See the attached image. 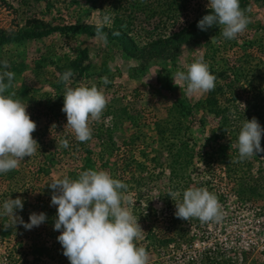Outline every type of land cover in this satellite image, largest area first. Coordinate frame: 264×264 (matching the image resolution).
Masks as SVG:
<instances>
[{
	"label": "rangeland",
	"instance_id": "374dc122",
	"mask_svg": "<svg viewBox=\"0 0 264 264\" xmlns=\"http://www.w3.org/2000/svg\"><path fill=\"white\" fill-rule=\"evenodd\" d=\"M207 4L208 0H0V32L9 35L24 29L30 21L39 22L46 29L96 26L98 18L109 14L113 18L109 28L116 27V16L132 22L123 28L142 48L157 51L153 45L158 40L176 34L184 36L181 44L147 62L130 55L112 38L107 37L105 43L96 34L73 33L69 27L67 34L53 33L47 38L0 46V62L7 59L11 65L8 70L15 73L10 91L28 103L27 110L37 123L33 137L40 145L39 151L20 161L18 168L0 174V208L9 197H22L24 208L16 214L25 222H29L32 212L47 214L46 222L31 230L19 223L14 227L11 216H0V223L5 220L12 227L9 236L0 232V264H70L57 239L60 232L54 230L57 207L51 205L53 190L48 184L88 169L107 170L129 186L125 193L130 201L127 206L145 231L138 244L150 254L148 264H211L212 260L217 264H264V214L260 210L264 201L239 204L230 191L232 186L225 171L217 163L209 164V158L201 153L219 151L217 143L205 146V139L210 136L209 132L203 133L199 121L205 106L199 108L195 118H186L187 129L182 130L186 136H179L189 143L188 149L194 154L185 178L174 176L170 167L175 146L179 147L176 140L139 136L141 139L132 143L131 135L140 131L150 135V126L166 120L168 109L176 100L186 99L196 107L208 98L209 92L187 94L186 82L176 79L175 84L173 76L186 71L195 58H205L210 43L216 50L210 61L212 70L225 68L230 59L246 75L264 73V0H251L249 4L240 0L242 9L252 8L248 14L251 23L233 40L225 39L218 26L207 31L197 27L209 11ZM68 69L74 73L70 78L72 87L96 84L104 89L108 99L101 118L91 124L92 138L83 142L90 154L80 145L74 149L79 142L64 127L67 117L62 112L64 84L60 76ZM104 76L111 82L103 84ZM124 108L139 118L141 128L130 119L119 117H123ZM207 121L210 129L217 130L219 119L215 115L209 114ZM53 124L56 127L52 128ZM226 137L219 142L224 144L232 136ZM65 139L69 141L68 148L62 147ZM261 147L264 148V136ZM88 157L93 163L89 166L85 165ZM133 160L143 162V169ZM126 161L131 166L124 172ZM41 168H48L47 173H42ZM140 178L145 179L139 184ZM197 180L224 195L219 202L223 212L219 221L202 223L197 218L185 221L176 217L169 191H179L182 200V192L195 187ZM176 218L179 224L172 227ZM151 229L160 240L171 231L184 236L175 237L170 246L162 247L146 239Z\"/></svg>",
	"mask_w": 264,
	"mask_h": 264
},
{
	"label": "clouds",
	"instance_id": "9594fccd",
	"mask_svg": "<svg viewBox=\"0 0 264 264\" xmlns=\"http://www.w3.org/2000/svg\"><path fill=\"white\" fill-rule=\"evenodd\" d=\"M207 8L210 14L204 15L197 27L207 31L218 26L220 34L227 40L237 39L251 23L248 14L252 8L242 9L240 0H208ZM112 23L113 18L109 14L97 20L96 36L105 43L107 36L102 29L111 27ZM10 67L7 59L0 62V174L18 168L20 161L25 157L31 158L40 148L33 137L37 123L27 110L28 103L17 98L15 91H10L15 77V73L8 70ZM73 75V71L68 69L60 76V82L64 84L62 112L67 117L64 127L83 143L92 138L91 124L101 118L108 99L104 89L96 84L81 83L72 87L70 78ZM176 79L186 82V93L190 95L214 90L217 77L201 55L187 66L186 71L175 73V84ZM110 82L107 76L102 77L103 84ZM262 136L264 127L258 119H246L238 133L237 144L232 145L238 148V156L231 162H243L264 153ZM62 147H69L67 139L62 141ZM48 186L53 190L51 205L57 207L54 230L60 232L57 239L70 264H148L150 254L138 244L145 231L127 206L130 201L125 195L129 188L126 183L114 178L107 170L88 169L80 172L76 179L64 176ZM168 196L175 202L176 217L185 221L192 218L202 223L219 221L223 216L217 195L206 187L185 189L182 200L179 191L170 190ZM23 208L22 197H9L0 208V216L13 217L14 227L19 223L27 230L46 222L45 212H32L29 222H25L16 214Z\"/></svg>",
	"mask_w": 264,
	"mask_h": 264
},
{
	"label": "trees",
	"instance_id": "16d2710c",
	"mask_svg": "<svg viewBox=\"0 0 264 264\" xmlns=\"http://www.w3.org/2000/svg\"><path fill=\"white\" fill-rule=\"evenodd\" d=\"M251 0H242L249 4ZM256 2H261L262 0H255ZM210 14V10L204 15ZM116 27L109 28L104 27L102 31L107 37L112 38L114 42H117L120 46H124L127 52L133 57H138L143 61H152L158 55L164 54L167 49L173 45H179L183 42V35L176 34L168 39H160L153 46H157L159 50H154L153 48L139 47L136 44L134 38H132L128 32L123 28L124 24L130 25L132 22L126 21L120 16L115 17ZM25 26H31V28L25 27L19 32H14L13 34H7L6 32H0V46L6 44L22 43L25 40H33L38 38H47L53 33L67 34V29L73 30V33H91L96 34V26H66L53 27V28H43L39 22H27ZM27 28V29H26ZM218 29V27H214ZM130 29V28H129ZM211 33V32H210ZM253 48L252 46L249 49ZM213 44H209L207 55L205 60L210 64L211 59H213L212 53H215ZM225 68L221 70H210L212 74L217 77L216 86L214 90L209 92L208 98L198 104L196 107L190 105L186 99L176 100L173 105L168 109V117L166 120L154 124L155 126H150V135H145L142 131L133 134L132 143L138 142L141 138L139 136H157L163 141H174L176 140L179 147H176V152L174 159L172 160L170 167H172V173L174 176L185 178L188 174V169L192 164V158L194 154L188 149L189 143L184 142L179 136H186L182 134V130L187 127L185 126V120L188 116L195 118V114L199 112V108L205 106V113L202 114L200 118V123L202 125L203 133L209 132V138L205 139V146H212V143H217L219 145V151L213 152L212 154L203 153L204 156L209 158V164L217 163L225 171V176L228 183L232 186L230 189L231 193L236 197L237 202L241 205L244 204H255L257 200L264 201V153H259L251 159H247L243 162L233 163L231 162L238 156L237 148H233L232 145L238 141V133L242 127L243 122L248 119L251 120L256 117L260 123L263 125L264 122V73L246 75L244 74L243 68L240 66H234L230 59L226 60ZM211 65V64H210ZM238 68V69H237ZM25 97V94L23 95ZM198 108V109H197ZM121 119H130L134 126L140 127L139 118L133 116L129 108H124L121 110ZM213 114L219 119V126L217 130L210 129V124L207 121V116ZM114 116L115 113L112 112ZM149 127V124L147 125ZM140 128H138L140 130ZM185 129V130H186ZM226 136H232L229 141L224 144L219 142V140H226ZM219 143V144H218ZM83 147L85 151L89 154L91 153L87 146L83 143H76L74 149L77 150L78 146ZM173 145V144H172ZM171 145V148H172ZM234 150V151H233ZM145 155V154H143ZM85 165L93 164L87 158ZM139 169H143V162L139 160H133ZM202 161V160H201ZM204 161V160H203ZM205 162V161H204ZM131 165L129 162H125L124 167L129 169ZM86 169V168H85ZM138 169V168H137ZM42 173H47V169L41 168ZM13 171V170H11ZM78 178V174H72L71 179ZM145 178H140L138 183L140 184ZM194 186L204 187L205 182L203 180H197L194 182ZM204 185V186H203ZM209 191L214 192L212 188ZM219 202L224 200V195L216 191L214 192ZM246 206V205H245ZM264 214V205L260 208ZM197 220L194 219V222ZM179 224L178 219H174L171 223L172 227H177ZM5 220L0 223V232L3 236H9L12 232V227L5 229ZM175 234V235H174ZM183 237L182 234H176L175 232L166 233L163 240L161 237H156L154 235V230H150L146 239L150 240L155 244L157 242L162 247L170 246V242L176 240L175 237ZM156 238V239H155ZM188 241V240H187ZM210 259V258H209ZM211 264H217L215 261H211ZM219 264V263H218Z\"/></svg>",
	"mask_w": 264,
	"mask_h": 264
}]
</instances>
